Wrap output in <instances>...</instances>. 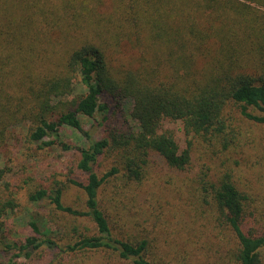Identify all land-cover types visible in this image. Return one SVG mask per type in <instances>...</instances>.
Listing matches in <instances>:
<instances>
[{
    "label": "trees",
    "instance_id": "16d2710c",
    "mask_svg": "<svg viewBox=\"0 0 264 264\" xmlns=\"http://www.w3.org/2000/svg\"><path fill=\"white\" fill-rule=\"evenodd\" d=\"M126 99L133 123L117 115ZM84 117L97 118L100 138ZM239 119L264 129V0H0V147L20 133L38 149H73L85 175H49L27 190V201H47L72 222L56 234L37 213L35 235L6 243L16 251L0 264H27L17 259L36 250L80 255L76 264H167L153 231L126 216L131 191L151 163L189 168L194 138L229 151ZM168 121H181L186 147ZM62 126L88 144L66 142ZM198 182L233 263L264 264L259 194L234 169L202 170ZM71 185L83 192L78 206L65 200Z\"/></svg>",
    "mask_w": 264,
    "mask_h": 264
},
{
    "label": "rangeland",
    "instance_id": "374dc122",
    "mask_svg": "<svg viewBox=\"0 0 264 264\" xmlns=\"http://www.w3.org/2000/svg\"><path fill=\"white\" fill-rule=\"evenodd\" d=\"M124 102V106L128 107L119 110L117 115L133 123L130 115L131 101L126 99ZM93 121L84 117L83 127L95 138H100L102 126L98 124L97 118ZM236 123L239 126L238 142L229 151L221 152L194 138L189 168L173 171L162 162L151 163L142 184L131 191L134 201L125 215L136 224L138 230L153 231L155 248L167 264H187L189 259L188 264H234L231 252L226 250L228 238H225L224 230L215 225L213 208L208 202L210 196L205 200L202 185L198 182L202 170L212 174L234 169V174L242 184L246 183L259 194L264 206V129L241 119ZM166 126L174 130L182 147H186L188 137L181 121H168ZM61 133L68 143L88 144L83 134L72 127L62 126ZM17 135V138L0 147V204L5 203L0 208V221L3 223L0 233L2 263L16 251L5 252L6 243H19L35 235L28 221L31 217L35 218L37 213L49 221V227L57 229L56 234L67 231L66 225L72 222L65 215L59 217V214H52L51 205L47 201L39 204L27 201V190L47 180L49 175L53 178L55 175L57 179L71 176L85 180V175L75 166V150H65L57 145L38 149L34 144L25 142L20 133ZM110 163L109 158L103 160L97 170L101 172ZM109 189H104V192H109ZM65 198L68 203L78 206L83 199V192L71 185L67 187ZM8 200L14 201L10 207ZM116 211L122 210L116 208ZM56 253L54 250H36L31 259L19 257L17 261H26L27 264H76L81 259L77 254ZM102 261L97 259L90 264H105Z\"/></svg>",
    "mask_w": 264,
    "mask_h": 264
}]
</instances>
